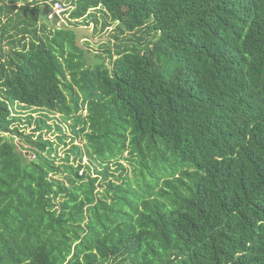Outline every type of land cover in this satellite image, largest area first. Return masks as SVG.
<instances>
[{"label":"trees","instance_id":"obj_1","mask_svg":"<svg viewBox=\"0 0 264 264\" xmlns=\"http://www.w3.org/2000/svg\"><path fill=\"white\" fill-rule=\"evenodd\" d=\"M44 1L0 0V264H264V0H67L110 65Z\"/></svg>","mask_w":264,"mask_h":264},{"label":"rangeland","instance_id":"obj_2","mask_svg":"<svg viewBox=\"0 0 264 264\" xmlns=\"http://www.w3.org/2000/svg\"><path fill=\"white\" fill-rule=\"evenodd\" d=\"M49 1L50 0H46L44 2L46 4V3H49ZM66 3H67V5L71 6L70 7V10H71L72 9L71 3L67 2V0H66ZM99 18H102L101 13H99ZM64 20H65L67 25H70V23H74V24H76L74 26H84V27L90 28L91 32H92V37L83 36L81 38L82 47L78 46L80 48L79 51H76L74 49V45H73L72 41H69L67 43V50H68V52H72L77 56V59H76L77 63H87V65H95V64L99 63L101 60H104L107 64H109V65L111 64L110 57H109V55L104 53V50L106 47H110V48H112V50L114 52V50L116 48V43L119 42V40H117L114 36V34H115L114 29L117 25L116 23H114L109 28H106L104 31L101 30L102 24L100 23L97 27V31L94 32V25L95 24L93 22H91L90 26H88V25H85V23H86L85 20L75 22L74 20H71V18L69 16H65ZM74 43H76V36L74 39ZM18 109H20V108H18ZM25 112L26 113H24V116L26 117L30 111H25ZM31 113H33L34 117H39V115H40V111H38V110L32 111ZM34 126H35V123H32L31 126L27 129V132H31L32 128ZM10 139H12V141L17 144L18 150H20V151L21 150L24 151L23 147L25 148V147H28L30 145L26 141L22 140L19 136L10 137ZM68 142H69L68 145H70L71 141L68 140ZM76 143H79L80 145H84L85 139H82L81 137H79L77 139ZM63 150H64V148L61 149V152H60V155L62 157H64ZM29 156H34V155H29ZM84 161H87V157H84Z\"/></svg>","mask_w":264,"mask_h":264},{"label":"water","instance_id":"obj_3","mask_svg":"<svg viewBox=\"0 0 264 264\" xmlns=\"http://www.w3.org/2000/svg\"><path fill=\"white\" fill-rule=\"evenodd\" d=\"M60 1L65 2L66 0H60ZM52 12H53V7L51 3H46L40 10L39 17L50 27L58 26L62 29L73 31L76 35L77 46L82 47L81 38L83 36L92 37V32L90 28L84 26L67 25L60 15L56 13L51 14ZM27 154H29V152H27Z\"/></svg>","mask_w":264,"mask_h":264},{"label":"built area","instance_id":"obj_4","mask_svg":"<svg viewBox=\"0 0 264 264\" xmlns=\"http://www.w3.org/2000/svg\"><path fill=\"white\" fill-rule=\"evenodd\" d=\"M49 3H51L53 7V12L51 14L56 13L60 15L62 19H64L65 16H69L71 6L67 5V3L60 0L49 1Z\"/></svg>","mask_w":264,"mask_h":264},{"label":"clouds","instance_id":"obj_5","mask_svg":"<svg viewBox=\"0 0 264 264\" xmlns=\"http://www.w3.org/2000/svg\"><path fill=\"white\" fill-rule=\"evenodd\" d=\"M50 1H52V0H50ZM65 3H66V1H65ZM64 20V19H63ZM65 21V20H64Z\"/></svg>","mask_w":264,"mask_h":264}]
</instances>
